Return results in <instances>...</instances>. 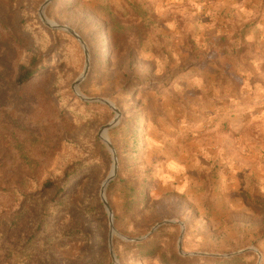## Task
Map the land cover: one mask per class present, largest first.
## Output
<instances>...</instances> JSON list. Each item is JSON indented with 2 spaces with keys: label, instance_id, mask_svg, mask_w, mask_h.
I'll return each mask as SVG.
<instances>
[{
  "label": "rangeland",
  "instance_id": "374dc122",
  "mask_svg": "<svg viewBox=\"0 0 264 264\" xmlns=\"http://www.w3.org/2000/svg\"><path fill=\"white\" fill-rule=\"evenodd\" d=\"M7 1L0 0L1 17L17 26L15 55L0 45V187L16 188L31 176L42 182L67 152L77 153L69 141L90 151L98 137L109 158L99 152L93 170L70 188L73 205L38 233L36 212L0 193V264H161L156 257L136 259L126 244L158 223L151 235L161 229L164 249L199 257L241 255L235 264H264V0H50L44 8L46 19L84 40L90 65L80 93L108 99L121 113L108 131L118 166L106 189L115 227L111 244L101 190L114 157L100 130L116 113L99 101L92 103L101 107L78 118L63 109L51 91L55 67L26 90L17 88L33 39L20 29V16H4ZM45 2L27 0L26 8L47 30L56 29L41 18ZM136 15L156 16L139 45ZM115 17L122 18L127 37L119 49L108 43L107 24ZM69 34L77 43L61 42L68 44L62 78L88 101L72 88L84 71L85 51ZM128 124L140 128V151L153 175L145 217L137 221L125 207L130 182L118 178L122 165L111 134ZM127 172L133 174L132 166L122 178ZM96 197L107 224L104 243L99 225L91 223L95 216L81 211Z\"/></svg>",
  "mask_w": 264,
  "mask_h": 264
},
{
  "label": "trees",
  "instance_id": "16d2710c",
  "mask_svg": "<svg viewBox=\"0 0 264 264\" xmlns=\"http://www.w3.org/2000/svg\"><path fill=\"white\" fill-rule=\"evenodd\" d=\"M26 1L23 0H8L7 5L10 9L4 13L7 17L11 13L16 17L20 16L18 22L22 31L30 33L33 39L32 47L27 51L25 59L20 63L19 72L15 83L17 88L26 90L33 78L39 76L47 70L54 68L56 71L55 81L52 86V93L59 98V102L63 105V109H67L77 118L91 112L94 107H101L98 103L81 101L76 97L70 88L65 84L62 78L63 63L65 61L64 46H68L63 41L72 43L75 39L67 32L58 29L47 30L41 21L32 12L26 8ZM137 16V15H136ZM139 21L133 24L134 43L141 44L148 36L153 21H156V16L152 15L149 18L145 16H137ZM5 18L1 17L0 12V45L6 47L7 54L14 56L15 51L13 41L16 38L15 24H7ZM108 43L113 49H119L123 43L127 41L126 33L123 27L122 18L115 17L107 24ZM103 43L105 39L102 38ZM77 43V42H75ZM66 44V45H65ZM78 56H79V51ZM134 53V51H132ZM131 53V54H132ZM135 56V54H134ZM87 119V118H86ZM126 129L118 126L111 130L113 143L118 151V156L121 162V170H119L118 178L130 186H127V203L126 210H132L131 221H137V217L144 218L145 210L148 207L149 199L147 192L152 188L153 175L150 167L146 164L145 153L140 151L141 140L139 138V126L125 125ZM119 133V135H118ZM77 148V153L70 156L67 152L63 156V160L59 167L47 176L42 182L36 176L25 178L16 188H2L0 193L12 197L16 201H20L24 207L32 208L38 218V224L35 227V232L40 231V227H46L48 222L55 216L60 215L64 209L73 205L71 203L74 189H70L73 182L85 177L89 171L98 163L97 155L102 153L106 158H109L105 146L98 137L94 138L91 150H85L83 144L68 142V148ZM132 166V173H126V178H122V172L126 167ZM141 167H145L142 172ZM121 172V174H120ZM116 183V180L111 182L108 189L110 190ZM70 189V190H69ZM95 197V196H94ZM261 209L264 211V203L259 202ZM81 211L87 216H95V220L100 229L101 242L106 239L107 224L104 221L103 208L99 198L96 197L92 204L83 206ZM13 219L7 220V223L12 226ZM42 230V229H41ZM161 229H158L153 235L145 240H134L126 242L131 246L135 253L136 259L142 257H156L161 264H235L238 257H199L182 255L171 248L164 249L162 242H159ZM100 241V239L98 238ZM158 242V243H157ZM162 244V245H161Z\"/></svg>",
  "mask_w": 264,
  "mask_h": 264
},
{
  "label": "water",
  "instance_id": "95a60500",
  "mask_svg": "<svg viewBox=\"0 0 264 264\" xmlns=\"http://www.w3.org/2000/svg\"><path fill=\"white\" fill-rule=\"evenodd\" d=\"M49 1L50 0H46V2L44 3V5L42 6V8L40 10V15H41V18H42L43 22L45 24H47L48 26L52 27V28H56V29L63 30V31H67V32L71 33L77 40H79V42L82 44V46L84 48V51H85V68H84L83 73L80 75V77L73 84V86H72L73 90L76 92V94L80 98H82L84 100L91 101V102H96V101L102 102L103 104H106L107 106L111 107L115 111V113H116V116L114 117V119L111 122H109L108 124L104 125L101 128V130H100V137L108 145V147L111 150V152L113 154V157H114V163H113L112 170H111L110 174L107 176L106 180L104 181L103 186H102V190H101V195H102V199H103L104 205H105L107 211L109 212L110 229H111V232H110V244H111V239H112L113 233L115 232V227H114L112 209H111V206H110L109 202L106 199V189H107V186H108L109 182L115 178L116 173H117L118 166H117V158H116V154H115L114 147H113V145H112V143H111V141L109 140V137H108V131H109V129H111L112 127H114L119 122L121 113H120L119 109L110 100H108V99L87 98V97L83 96L80 93L78 87L81 84V82L84 79V77L86 76V74H87V72L89 70V65H90L88 50L86 48V45L84 43V40L72 28H70L69 26H66V25L56 24L55 22H53V21L48 20V19L45 18V16H44V8L49 3ZM161 224L162 223L156 224L151 229V231L148 234L142 236L141 238H137L136 240H142V239L148 237L159 226H161ZM111 252H112V249H111ZM111 254H112L114 260L116 261V258L114 257L113 252Z\"/></svg>",
  "mask_w": 264,
  "mask_h": 264
}]
</instances>
